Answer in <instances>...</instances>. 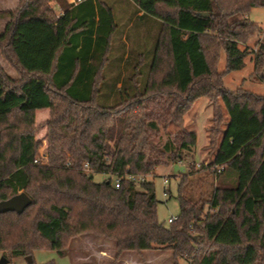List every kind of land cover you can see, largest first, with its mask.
I'll list each match as a JSON object with an SVG mask.
<instances>
[{
    "label": "trees",
    "instance_id": "obj_1",
    "mask_svg": "<svg viewBox=\"0 0 264 264\" xmlns=\"http://www.w3.org/2000/svg\"><path fill=\"white\" fill-rule=\"evenodd\" d=\"M256 5L264 0H21L1 12L2 54L19 78L0 66V202L24 192L32 203L0 214V252L67 256L93 234L115 243L116 258L167 250L174 264H264V95L224 84L250 55L264 80ZM203 97L225 110L214 106L208 161L175 176L180 215L165 225L150 177L193 154L185 116Z\"/></svg>",
    "mask_w": 264,
    "mask_h": 264
},
{
    "label": "rangeland",
    "instance_id": "obj_2",
    "mask_svg": "<svg viewBox=\"0 0 264 264\" xmlns=\"http://www.w3.org/2000/svg\"><path fill=\"white\" fill-rule=\"evenodd\" d=\"M20 3L21 0H0V13L15 10ZM56 10H60V8ZM249 12L250 20L259 27H264V5H256ZM8 20V15H0V34L4 31ZM121 22V26H125V23ZM260 36L261 33L258 30L249 39L248 44L252 47L255 46ZM226 60V50L222 49L218 63L219 72L226 71ZM245 60L246 63L242 69L231 70L225 73V87L232 90L245 88L257 95H264V80L254 73L255 61L251 55L247 56ZM0 66L6 74L19 78L15 68L4 58L1 46ZM219 104H222L220 99L214 102L204 97L196 100L193 108L185 116L186 127L189 130L197 131V144L193 154L183 161L159 166L155 175L150 177L155 182L156 195L159 200L157 205L158 219L165 225H169V218L180 215V205L177 200L178 181L175 176L187 171L189 162L196 161L199 167L198 164L208 161L211 157L208 154L209 150H205L204 146L209 143L208 128L215 125L212 120L214 106L216 107ZM221 106L225 110L223 104ZM49 113V109H41L36 114L35 134L37 139L42 142L41 153L45 151L47 144L45 136L47 132L46 121L49 118ZM176 129L177 126L175 125L170 127V131H175ZM164 138H167V134H164ZM108 177L105 174L95 175L97 181H103ZM166 178L169 179L167 184L164 182ZM168 189H170V193L167 192ZM114 246L115 243L111 240L88 234L80 236L73 241L71 253L67 256H60L55 250L50 248H35L30 255L33 259L32 262L27 259V256L20 255L8 258V262L4 264H174V257L171 251L148 250L143 252H126L121 257L116 258ZM3 256L0 252V262ZM177 264H188V262L183 258H178Z\"/></svg>",
    "mask_w": 264,
    "mask_h": 264
},
{
    "label": "water",
    "instance_id": "obj_3",
    "mask_svg": "<svg viewBox=\"0 0 264 264\" xmlns=\"http://www.w3.org/2000/svg\"><path fill=\"white\" fill-rule=\"evenodd\" d=\"M203 15L207 16L208 13H204ZM32 203V199L26 193L21 192L7 200L0 202V214L9 212V211H17L22 212L24 209ZM27 259L32 262L33 259L31 256H28ZM8 262V258L3 256L0 264H4Z\"/></svg>",
    "mask_w": 264,
    "mask_h": 264
},
{
    "label": "built area",
    "instance_id": "obj_4",
    "mask_svg": "<svg viewBox=\"0 0 264 264\" xmlns=\"http://www.w3.org/2000/svg\"><path fill=\"white\" fill-rule=\"evenodd\" d=\"M37 161V160H36ZM199 165V164H198ZM85 167H88V164H85ZM129 178H131V179H133V180H137V181H140L141 180V178L139 177H135V176H133V175H130L129 176ZM164 182L167 184L168 182H169V179H165L164 180ZM119 184H120V179H117V181H116V186L117 187H119ZM177 219V217H172V218H169V222H173L174 220H176Z\"/></svg>",
    "mask_w": 264,
    "mask_h": 264
},
{
    "label": "crops",
    "instance_id": "obj_5",
    "mask_svg": "<svg viewBox=\"0 0 264 264\" xmlns=\"http://www.w3.org/2000/svg\"><path fill=\"white\" fill-rule=\"evenodd\" d=\"M58 14H61L62 13V10H56Z\"/></svg>",
    "mask_w": 264,
    "mask_h": 264
}]
</instances>
